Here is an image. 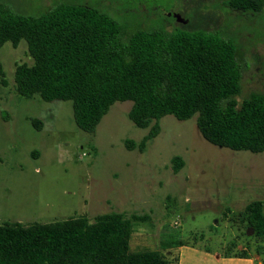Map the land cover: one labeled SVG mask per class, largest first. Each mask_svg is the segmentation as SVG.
Here are the masks:
<instances>
[{
  "label": "rangeland",
  "instance_id": "1",
  "mask_svg": "<svg viewBox=\"0 0 264 264\" xmlns=\"http://www.w3.org/2000/svg\"><path fill=\"white\" fill-rule=\"evenodd\" d=\"M225 1L0 0L25 16L59 3L88 6L126 33L162 28L234 36L242 67L237 100L251 93L264 96V9L259 16H237L222 10ZM174 14L186 23H177ZM24 63L32 64L25 41L0 48L8 83L0 88V225L77 217L92 222L112 212L145 215L146 221L133 226V251H160L162 243L180 241L212 255L250 256L264 264V238L254 237L244 213L248 203H264V152L212 146L200 136L195 116L186 121L163 117L146 150L129 151L125 141L138 144L149 131L128 119L131 102H116L94 133H84L75 125L70 102L46 103L15 92V67ZM173 157L183 161L177 173ZM178 248L164 254L175 258Z\"/></svg>",
  "mask_w": 264,
  "mask_h": 264
},
{
  "label": "trees",
  "instance_id": "2",
  "mask_svg": "<svg viewBox=\"0 0 264 264\" xmlns=\"http://www.w3.org/2000/svg\"><path fill=\"white\" fill-rule=\"evenodd\" d=\"M226 9L259 16L264 0H226ZM21 41L32 64L15 67V92L46 103L70 102L75 125L84 133H94L113 104L129 101L128 119L149 129L138 144L125 141L129 151L143 153L163 117L195 116L200 136L212 146L264 152V96L251 93L238 102L242 67L234 36L162 28L126 33L88 6L59 3L25 16L0 2V48L7 42L16 48ZM7 85L0 65V88ZM171 163L174 173L183 167L180 157ZM244 213L254 237L264 238V203L252 201ZM147 219L112 212L92 222L77 217L26 226L3 223L0 264H177L178 255L170 259L164 253L183 246L180 241L162 243L160 251L131 250L133 226Z\"/></svg>",
  "mask_w": 264,
  "mask_h": 264
},
{
  "label": "crops",
  "instance_id": "3",
  "mask_svg": "<svg viewBox=\"0 0 264 264\" xmlns=\"http://www.w3.org/2000/svg\"><path fill=\"white\" fill-rule=\"evenodd\" d=\"M177 252V264H256L255 260L250 256L212 255L196 249L195 246H181Z\"/></svg>",
  "mask_w": 264,
  "mask_h": 264
},
{
  "label": "water",
  "instance_id": "4",
  "mask_svg": "<svg viewBox=\"0 0 264 264\" xmlns=\"http://www.w3.org/2000/svg\"><path fill=\"white\" fill-rule=\"evenodd\" d=\"M173 17L177 23H182V24L186 23V21L182 19L179 15L174 14Z\"/></svg>",
  "mask_w": 264,
  "mask_h": 264
}]
</instances>
